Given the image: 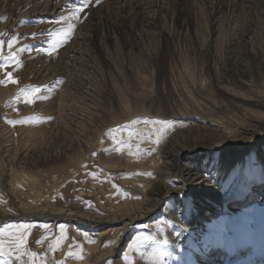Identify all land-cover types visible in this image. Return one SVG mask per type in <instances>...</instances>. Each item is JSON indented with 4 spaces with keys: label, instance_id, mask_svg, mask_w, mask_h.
Here are the masks:
<instances>
[{
    "label": "rangeland",
    "instance_id": "rangeland-1",
    "mask_svg": "<svg viewBox=\"0 0 264 264\" xmlns=\"http://www.w3.org/2000/svg\"><path fill=\"white\" fill-rule=\"evenodd\" d=\"M81 2L0 0V17H6L0 33L7 34L2 38L16 36L13 50L24 49L18 51L20 66L7 69L18 83L0 84V215L6 220L0 228L15 227L7 214L21 217V203L33 190L41 195L34 208L50 215L66 210L108 218L126 202L138 206L146 186L160 176L171 137L202 128L211 143L231 152L243 148L247 156L222 209L212 221L190 225L176 220L171 210L177 204L160 187L155 211L126 228L120 250L106 263L127 254V264H189L180 252L195 240L201 251L237 254L229 256L235 264H264V195L258 193L264 188V155L256 149L264 144V0H133L122 7L91 0L74 19ZM96 8L100 14L92 12ZM25 87L42 89L33 103L26 95L17 98ZM41 95L46 98H36ZM158 136L159 143L153 142ZM129 140L139 145L132 150L137 163L124 158ZM134 170L141 180L131 179ZM18 172L26 174L22 193L11 186ZM171 173L169 181L180 186V168ZM179 190L189 195L186 186ZM29 221L28 251L43 264L77 258L78 247L88 254L82 264H93L117 237L114 226L100 235L101 223L76 229L71 220ZM141 234L150 239L131 250ZM9 258L0 260L9 264Z\"/></svg>",
    "mask_w": 264,
    "mask_h": 264
},
{
    "label": "bare ground",
    "instance_id": "bare-ground-1",
    "mask_svg": "<svg viewBox=\"0 0 264 264\" xmlns=\"http://www.w3.org/2000/svg\"><path fill=\"white\" fill-rule=\"evenodd\" d=\"M109 1L111 3H118V4H120L119 2H122L121 4V7H122L123 4L125 5L126 2L133 1V0H109ZM98 9L99 8H96L92 12L97 14L101 11L100 9L99 10ZM188 9H186V11H184L183 13L188 12ZM191 119L193 120V118ZM181 129H183V127ZM187 129L188 130H183V131L181 130V132L176 133L175 135L171 137V140H169L168 144L165 147V152H163L164 159L159 164L160 169H157L159 172L158 174H160V176L159 178L157 177L158 179L154 177L156 180H151V183L149 184V186H146L145 189H148V191L146 194V198L145 199L143 198L145 202L142 204H137L138 206L133 207L130 204V202L129 203L126 202L121 207L117 206L113 213V216L109 214L110 217L107 216L108 218H102V217H97L96 219H92V217L86 218L87 217V216L85 217L86 214L85 215L81 214L82 212L78 213V212H72V211H66V210L58 212L55 215H50V214L42 213L41 210H39L38 208H34L37 205H40L38 203L41 201V195L38 191L33 190L29 194H26L27 197L24 203L32 202L30 203L32 206L24 207L23 206L24 203H21V207L23 209V213L21 217L19 216L15 218L12 216L13 214L9 212L7 215L8 216L11 215L10 217L12 218H9V220H13L15 222V227H13L10 230H5V234L3 236H0V240L4 241L5 248H7L10 244L14 245L16 243H19V249L15 250L12 255L8 256L10 257L9 264H43V263H38V261H36L35 258L31 255L32 253L28 251L29 250L28 241H29V237L31 234V226L29 223L31 221L29 220L31 219H41V220H47L51 222L60 221V220L62 221L71 220L70 224L68 225H72V228L76 227V229L77 227L78 228H80L81 226L84 227L86 226V224L101 223V225L103 226L101 225L98 226V231L100 235H102L103 232H106L110 228V226H114L113 235L114 237L117 235L118 238L115 237L113 245L105 253H102V254L100 253L101 255L99 254V256L97 255L98 257L93 262V264H107L106 263L107 258L113 256V252H118L120 250L122 246V244H120L121 243L120 238L123 232H125L126 228L134 224L139 219L144 218L150 212L155 211L154 208L157 205L158 196H159L158 193H159L160 187L166 188L165 194H166V197H168V200H169L168 202L173 201V203L177 204V209L171 210L172 214L175 216V218H177L176 220L183 221L184 219V221H186L190 225L192 224V225H197V226H201L206 221H212L213 218H210V216L211 217L214 216L215 212L219 211L220 209H222V206H224L223 203L225 200L227 188L232 182H234V180L238 179L239 168L241 167V165L244 164V161L247 159V156H245V153L242 152L244 150L243 148H240L236 152H233V151L231 152L230 149L228 150V148L222 146L221 144L211 143V141L208 140L209 139L208 134H205V130H203L202 128L201 129L200 128H196V129L187 128ZM133 138L135 139V137ZM232 139L236 140L234 136H228L227 138L228 141H231ZM150 140H152V138ZM145 142L147 141H144V143ZM193 142L203 147L198 148L196 145L192 149L187 146L189 143H193ZM136 146L137 144L134 143V140H131V141L129 140L127 145L122 147V150L125 151L124 155L125 154L126 155L125 156L123 154L121 155H123L124 158H127L126 159L127 161L129 160V161L137 163L140 160V158H136L137 155L133 154L132 152V150L136 148ZM256 149L260 156L264 155V144H262V146L260 147L257 146ZM138 152H139L138 154L140 155V151ZM131 166L135 167L133 164ZM176 167L180 168V174H179V183H181L180 186L179 185L177 186L175 185V183L173 184L172 182L169 181V179L172 177L171 169L176 168ZM134 171H135V174H131L132 176L131 179L136 181L135 177L138 178V176L136 173L137 171L136 170ZM18 173H19L18 177L16 178L13 177L11 179V183H12L11 186H12V190L15 193H22L21 182L23 183L27 182L26 174L25 172H18ZM139 179L141 180V178H138V180ZM182 185L186 186V189H188L189 191L188 196H184L183 192L179 190L181 189ZM143 186H145V184ZM260 192L258 193L261 195H264V188L260 190ZM192 194L197 195V197L196 198L191 197L190 195ZM208 202H210L209 203L210 206H207ZM34 204H37V205L33 206ZM193 207H196V208H193ZM193 209L196 210V211L194 210V213H193ZM109 213H112V211ZM187 213L190 214V217L186 219ZM3 216L4 215H0V223H2L3 221H6ZM104 223H108V224H104ZM119 232L121 234H118ZM252 245H253L252 249L255 252L256 245L254 244ZM196 246L198 245L195 242V240H193L192 243H188L186 250L184 249V251L182 250L180 252L184 256H187L189 264H194V263L195 264L196 263L198 264H225L227 261L230 262L228 264H232L231 261H233L235 264L236 258L230 257L229 259V256H235V255H236L235 257L238 256L237 254L230 253V252H225V253L220 254L219 256H216L217 254L214 248L211 247L210 249L201 251L199 249H196ZM77 249H78L77 258L70 259L68 257H63L58 260L57 264H82V262L87 261V258H88L87 250L81 251L80 247H78ZM17 255H20L19 260L16 259ZM124 257L125 256H122V258L116 259L114 261L116 262V264H127ZM168 263L174 264L171 259L168 260ZM260 263H264V261ZM252 264H255V262H252Z\"/></svg>",
    "mask_w": 264,
    "mask_h": 264
},
{
    "label": "snow or ice",
    "instance_id": "snow-or-ice-1",
    "mask_svg": "<svg viewBox=\"0 0 264 264\" xmlns=\"http://www.w3.org/2000/svg\"><path fill=\"white\" fill-rule=\"evenodd\" d=\"M91 0H82L80 7H78L77 9H75L72 12V16L73 18H78L79 13L83 12L85 8H87L90 4ZM100 2V0H96V3L98 4ZM2 19H6V17H0V20ZM63 19V17L61 18ZM69 28H74V24L69 25ZM5 35H7L6 33H0V70L5 72V79H0V84H7L8 82L11 83H18V80L13 78L12 75V71H8L7 69L9 67H11L13 64H15L17 67L20 66L19 65V61H18V51H23L24 49H19V50H13V46L14 43L18 42V37L16 36H8L7 40L3 39L2 37H4ZM33 37H35V34H33ZM5 45L7 47V53H5ZM14 70V69H13ZM42 89L39 87H25L23 89L19 90L18 96L17 98H19L20 96H27L28 103H33V99L32 97L38 93H41ZM37 99H41V98H46L41 96H36ZM36 119L35 116L33 117H28L25 118L23 120H12V121H8L10 124H18V123H25L29 120H34ZM145 123H148V121H145ZM153 123H160L163 125H167L170 122L167 121H154ZM162 131V129H161ZM155 143H159V136L158 138L154 141ZM139 148V146H137ZM119 150V149H117ZM154 151V149H153ZM131 154V153H130ZM150 154V153H149ZM141 175H151V173H139ZM7 227V226H6ZM5 234V228H0V236H3ZM150 239L149 236L146 235H139L135 238V240L133 241V243L129 246V248L131 250H139L140 247ZM19 249V243L16 244H10L7 248H5V244L3 240H0V257H8L10 255L13 254V252L15 250ZM22 255V254H21ZM33 257H35L37 254L36 253H32L31 254ZM69 255H73L72 253H69ZM153 255H158L157 253H151L150 256ZM16 259L19 260L20 259V255L16 256ZM125 261H128V256L127 254L124 257ZM0 264H6V262L4 260H0Z\"/></svg>",
    "mask_w": 264,
    "mask_h": 264
},
{
    "label": "water",
    "instance_id": "water-1",
    "mask_svg": "<svg viewBox=\"0 0 264 264\" xmlns=\"http://www.w3.org/2000/svg\"><path fill=\"white\" fill-rule=\"evenodd\" d=\"M5 218V217H4Z\"/></svg>",
    "mask_w": 264,
    "mask_h": 264
}]
</instances>
